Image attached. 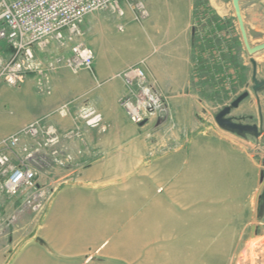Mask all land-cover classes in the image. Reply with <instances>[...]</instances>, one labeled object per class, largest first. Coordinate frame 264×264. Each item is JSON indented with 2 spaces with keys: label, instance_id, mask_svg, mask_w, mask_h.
<instances>
[{
  "label": "rangeland",
  "instance_id": "rangeland-1",
  "mask_svg": "<svg viewBox=\"0 0 264 264\" xmlns=\"http://www.w3.org/2000/svg\"><path fill=\"white\" fill-rule=\"evenodd\" d=\"M138 1L145 4L147 0L126 2L127 26H138V36L148 37L155 45H172L179 39L178 34H173L177 30L166 23L165 12H148L144 18L133 19L138 14ZM221 1L230 18L228 25H233L238 34L231 0ZM252 3L257 4V0L240 3L243 21L254 19L264 25V6L251 9ZM99 14L114 19L110 8L88 14L79 25L81 34L75 36L77 41L91 47L92 19ZM11 52V46L1 41L0 58L8 59ZM68 53L67 46L55 42L34 50L41 66L56 54ZM155 54L153 51L151 55ZM167 55L171 56V48ZM81 73L88 71L73 73L60 67L49 71L48 80L40 82L37 73L26 72L16 84L0 77V140L35 120L58 132L65 131L45 120L56 111L66 110L63 106L70 108L72 99L86 94L89 85L86 79L78 78ZM59 74L62 82L54 78ZM72 79L82 90L73 93L71 102L52 110L51 101L59 102L62 91L75 90ZM251 86L248 82L240 88L164 93L171 108L168 116L136 126V135L144 138L146 148L143 143L142 147L117 144L105 158L83 155L82 159L53 167L49 173L41 172L38 182L47 186V198L37 212L28 207L18 209L21 196L0 193L1 209L16 210L17 215L10 232L0 238L7 247L1 256L6 258L4 264H12L21 254L24 264H264V132L258 137L238 134L214 121L216 112L247 91L248 97L231 110L230 116L241 123H255L264 131V111L239 112V107L255 94ZM170 96L176 104L173 109ZM73 119L71 128H82L77 113ZM106 132L108 125L103 123L92 135ZM84 144L83 133L80 142L69 139L64 146L76 153L78 148L88 151ZM75 163L84 164L77 168ZM89 165L99 166L100 172L89 174L92 181H84L82 171ZM62 188L64 192L81 194L80 209L74 217L63 219L65 224H74V228L58 232L53 241L51 235L43 238L41 232H29L39 228L43 212ZM58 207L64 209L65 205ZM14 234L23 239L13 247ZM28 244L40 248L39 257Z\"/></svg>",
  "mask_w": 264,
  "mask_h": 264
},
{
  "label": "crops",
  "instance_id": "crops-1",
  "mask_svg": "<svg viewBox=\"0 0 264 264\" xmlns=\"http://www.w3.org/2000/svg\"><path fill=\"white\" fill-rule=\"evenodd\" d=\"M127 1L128 0L119 1L120 6L124 10L123 16H118L114 13V19L111 21L104 14H99L96 19H92L93 24L91 25V29L93 38L91 41V49L94 53L92 72L88 71V74L81 73L78 76V78H84L88 82L89 88L84 92L86 94L82 98L77 97L72 99V102L69 101L73 98V93H79V91L82 90L76 85L77 80L72 79L75 90L67 88V90L62 91V94L59 96V102L51 101L50 106L52 110H57L61 104L69 101L72 103L69 104L70 108L66 107V110L56 111L45 120L48 123L56 125L61 130H68L74 124L73 114L77 113L82 108L93 109L99 112L102 115L103 123L108 125V132L93 136V130L96 129H88L81 124V129L84 133V145L87 148L86 150H88L85 151L82 149L83 155L90 159L97 158V156H101V158L109 156V150L113 149L117 144H123V147H130L132 144H138L142 147L143 143L144 148H146L144 138L142 140L141 135H136L137 125L130 121L127 124L125 123V119H129L118 103L119 98L125 92V87L122 80L116 77V75L130 66L142 62L148 81L162 94H183L188 89L198 92L202 90L205 92L207 89L218 90L230 87L235 88V86L240 88L245 86L248 82L251 86V67L248 64L250 63L251 57L256 62L257 78H264V50L249 56L243 48L240 36H238L235 27L229 25L230 28H227L220 34L224 39L221 40L220 46L217 49V54L220 56L218 60L223 67L221 75L225 76L223 84H218L216 80L215 84L207 81V73L205 72L201 73L202 77H200V81L197 80L193 74V57L195 55L192 41V28L194 26L193 0H147L145 4L143 3L146 5L145 8L148 12L167 13L168 21L166 23L169 24L168 26H170V29L177 30V32L175 33L174 31L173 34H178L179 36V39L175 40L172 45H155L148 37L144 36L141 38L138 36L141 34L138 26L135 24L127 26ZM207 2L222 21L230 19L227 15L224 3H222L221 0H207ZM251 6V9H255L257 6L260 8L264 6V0H257V4L252 3ZM101 12H103V10ZM96 13L98 14V12ZM242 14L245 16L243 11ZM244 24L251 45L264 41L263 24L254 19L251 21H246L244 19ZM119 25L122 26V30H119ZM180 36L182 37L180 38ZM170 48L171 56L167 55ZM153 51L156 52L155 55H151ZM230 57H234L236 64L237 61H239L240 66L245 67L246 70L244 74H242L240 69L234 67L233 63L229 60ZM60 76L61 74L56 77L54 76V78L62 82ZM62 76L65 77V74ZM50 77L52 78V75ZM244 77H247V81L245 82ZM82 88L84 89V86H82ZM165 98L167 99L168 97L165 96ZM170 101L172 102L171 107L173 109L176 104L173 102L171 96ZM248 109L249 111L256 109L259 113L261 110L264 111V89L258 93L252 94L247 103L239 107V112L247 111ZM91 165L84 168L82 171L83 174L81 177L84 181H92L93 178L90 177L89 174L100 172L99 166ZM64 191L66 190L63 188L60 189L53 199V204L46 209L45 213L43 212V218L39 228L29 232H41L40 235L43 238L46 235H51L50 237L53 241L56 240L54 237L58 236V232H70L69 228H74V224H65L63 219L65 216L74 217L77 208L80 209L81 202L78 198L81 197V194L74 191ZM78 194L80 197H78ZM61 203L65 205L64 209L58 207ZM21 225L22 224L19 223V226ZM22 239L21 235L14 234L11 246H17ZM28 246L38 254L35 255V257L40 256L41 250L39 247L33 244H28ZM5 248L7 247L4 242H0V264H4L6 260V258L1 257ZM23 256L24 254H21L20 258L15 260L12 264H24L22 261ZM38 263L39 262H29L25 264Z\"/></svg>",
  "mask_w": 264,
  "mask_h": 264
},
{
  "label": "built area",
  "instance_id": "built-area-1",
  "mask_svg": "<svg viewBox=\"0 0 264 264\" xmlns=\"http://www.w3.org/2000/svg\"><path fill=\"white\" fill-rule=\"evenodd\" d=\"M119 1L0 0V42L5 41L12 48L8 59L0 58V77L9 84H16L26 72L37 73L40 82L47 81V73L60 67L73 73L82 69L92 72L93 50L75 39L81 34L79 25L88 14L105 8L123 16ZM135 8L138 14L134 19L148 15L143 2L138 1ZM118 28L122 30L121 25ZM51 42L67 46L69 53L56 54L41 66L36 61L34 50L44 49ZM116 77L125 87L118 103L130 122L143 125L168 116L167 99L150 84L142 62L122 70ZM77 116L88 129H97L103 123L102 115L93 109L82 108ZM75 138L79 142L83 139L80 126L58 132L38 120L2 138L0 193L8 197L21 196L22 203L18 209L28 207L37 212L47 198V186L38 182L41 172L49 173L55 166L84 157L83 150L78 148L76 153H70L64 146L69 139ZM75 164L80 168L84 163ZM16 218V210L1 209L0 206V238L10 232Z\"/></svg>",
  "mask_w": 264,
  "mask_h": 264
},
{
  "label": "trees",
  "instance_id": "trees-1",
  "mask_svg": "<svg viewBox=\"0 0 264 264\" xmlns=\"http://www.w3.org/2000/svg\"><path fill=\"white\" fill-rule=\"evenodd\" d=\"M194 5V26L192 28V41L195 51L193 57V74L194 77L200 81L201 73H207L206 79L212 84L215 80L218 84H223L225 76L221 75L223 70L222 65L219 63V54L217 49L220 46L221 40L224 39L220 34L227 28L228 20L222 21L214 10L208 5L207 0H193ZM197 25V26H196ZM230 62L234 67L241 71L245 69L236 64L234 57H230ZM201 92H204L201 90ZM240 117L238 119H243Z\"/></svg>",
  "mask_w": 264,
  "mask_h": 264
},
{
  "label": "water",
  "instance_id": "water-1",
  "mask_svg": "<svg viewBox=\"0 0 264 264\" xmlns=\"http://www.w3.org/2000/svg\"><path fill=\"white\" fill-rule=\"evenodd\" d=\"M248 0H231V7L233 10V16L235 17L237 23L238 34L242 42L243 48L249 56L264 50V41L255 45H251L247 36L246 28L241 14L240 3ZM251 82L252 91L258 93L264 89V78L258 79L256 74V62L251 57ZM249 93L247 91L238 94L228 105L222 107L214 115L215 123L223 128L238 134H252L254 137H258L262 132L259 126L255 123H241L236 121L232 116H230L231 110L239 106V104L248 97Z\"/></svg>",
  "mask_w": 264,
  "mask_h": 264
}]
</instances>
